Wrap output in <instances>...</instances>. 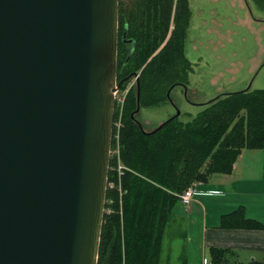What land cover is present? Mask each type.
<instances>
[{"label":"water","instance_id":"95a60500","mask_svg":"<svg viewBox=\"0 0 264 264\" xmlns=\"http://www.w3.org/2000/svg\"><path fill=\"white\" fill-rule=\"evenodd\" d=\"M118 37V0H0V264H97Z\"/></svg>","mask_w":264,"mask_h":264},{"label":"trees","instance_id":"16d2710c","mask_svg":"<svg viewBox=\"0 0 264 264\" xmlns=\"http://www.w3.org/2000/svg\"><path fill=\"white\" fill-rule=\"evenodd\" d=\"M253 1L264 10V0ZM189 17L188 0H118L117 80L137 78L123 108L120 182L115 170L108 172L116 185L106 189L97 264H159L165 228L183 190L230 173L243 149L262 150L264 166V88L220 94L192 119L177 116L150 134L132 119L137 86L140 108L161 105L168 91L186 87ZM109 162L116 164L114 157ZM231 221L250 229L264 225L244 217L243 208L222 216L223 226ZM223 251L211 249L213 264H221Z\"/></svg>","mask_w":264,"mask_h":264},{"label":"rangeland","instance_id":"374dc122","mask_svg":"<svg viewBox=\"0 0 264 264\" xmlns=\"http://www.w3.org/2000/svg\"><path fill=\"white\" fill-rule=\"evenodd\" d=\"M188 7L190 17L184 53L192 69L187 85L185 88L175 86L170 93L168 91L170 99L161 105L140 108L135 117L145 130L156 128L177 109L180 111L178 119L185 122L203 108V103L220 94L243 90L249 84L250 89L264 88V10L253 0H188ZM124 82L118 87L120 99L117 106L114 104L110 158L114 157L116 164L109 165L108 172L121 163V115L126 96L135 86L134 77ZM117 122H120L119 126ZM245 154L243 158L238 156L239 170L232 173L221 187L226 189L230 186L234 199L244 210L264 212V166L261 164L258 170L257 158V154L261 157L263 154L260 151H247ZM111 184L116 185L112 180L107 187ZM211 184L210 180L206 186ZM118 189L121 192L120 184ZM218 200L222 199H203L208 212L220 203ZM203 211L202 206L197 212H186L179 202L175 205L173 217L165 228L159 264H201L197 245Z\"/></svg>","mask_w":264,"mask_h":264},{"label":"crops","instance_id":"0c3cea01","mask_svg":"<svg viewBox=\"0 0 264 264\" xmlns=\"http://www.w3.org/2000/svg\"><path fill=\"white\" fill-rule=\"evenodd\" d=\"M247 151L262 152L260 149H245L241 151L239 158H243ZM257 155L259 161L258 170L260 171V166L262 167L263 165V156L261 157L260 154ZM237 159L234 162L233 169L230 173L213 174L207 179V181L198 182L195 187L193 200L188 207L183 206L181 202H179L186 212H197L199 206H202L204 209L201 218L199 217L200 242L197 245L201 264L203 257L209 259L213 263V253L211 252L212 248L224 249L220 260L221 264H236L239 262L246 263L253 259H264V225L263 228L260 229H250L242 228L240 227L241 225H237V223L233 221H231L229 226H223L221 223L222 216L224 214H229L238 208L244 209V207L234 199L232 195L234 192L230 190V186L226 189L221 187V185L224 186L225 182H228L227 178H229L232 173L239 170L240 166L237 165ZM210 180L212 184L206 186ZM219 181L220 183H216ZM215 197L222 200H218L220 203L214 206V208L212 207V209L208 212L203 199L207 200L208 198ZM244 217L258 220L261 223L262 221L264 222V212L251 210L246 211L245 208ZM206 250L208 256L205 254Z\"/></svg>","mask_w":264,"mask_h":264},{"label":"built area","instance_id":"2783aa9c","mask_svg":"<svg viewBox=\"0 0 264 264\" xmlns=\"http://www.w3.org/2000/svg\"><path fill=\"white\" fill-rule=\"evenodd\" d=\"M134 77V81L136 82V78H137V75L133 76ZM132 77V78H133ZM133 82V83H135ZM132 83V85H133ZM119 88H116L115 91H114V104L117 106V101L120 99L118 98V90ZM122 117V115H121ZM121 117L119 119H121ZM115 123V122H113ZM120 124V122H119ZM118 122H117V125L119 126ZM111 149H110V154H111ZM125 169V167L121 164V163H118L115 170L117 171L118 173V180L120 181V176L123 172V170ZM108 183V182H107ZM110 187H112V184L110 185ZM195 187H196V183H192L191 185H189L185 190H183V192L181 194H179V199H180V202L183 206L185 207H188L192 200H193V195L195 193ZM202 264H213L209 259L203 257L202 258Z\"/></svg>","mask_w":264,"mask_h":264},{"label":"flooded vegetation","instance_id":"af4514ba","mask_svg":"<svg viewBox=\"0 0 264 264\" xmlns=\"http://www.w3.org/2000/svg\"><path fill=\"white\" fill-rule=\"evenodd\" d=\"M132 77H133V76H132ZM132 77H131V78H132Z\"/></svg>","mask_w":264,"mask_h":264}]
</instances>
